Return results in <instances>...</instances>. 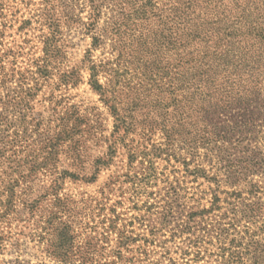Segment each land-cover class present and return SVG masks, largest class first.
Returning <instances> with one entry per match:
<instances>
[{
  "label": "rangeland",
  "instance_id": "1",
  "mask_svg": "<svg viewBox=\"0 0 264 264\" xmlns=\"http://www.w3.org/2000/svg\"><path fill=\"white\" fill-rule=\"evenodd\" d=\"M46 1L61 11L62 49L52 80L35 98H24L17 135L6 138L5 156L19 162L22 177L14 198L18 214L0 218V264H55L51 252L62 234L70 246L68 264H217L220 247L230 256L242 246V229L264 216L263 168L248 165L252 156L258 161L254 146L264 150L263 111L252 114L242 132L233 129L241 116L221 128L223 150L211 168L201 155L176 151L167 157L157 150L162 138L152 108L166 93L122 92L119 106L135 124L127 133L117 129L83 67L90 36L83 25L64 23L60 1ZM62 1L87 20V8L79 11L82 1ZM41 2L0 0V49L19 53L18 69L42 54L40 36L48 28L39 21ZM103 56L108 53L101 49L91 53L96 60ZM72 67L79 73L61 84L58 73ZM50 148L47 169L28 175L27 164ZM198 164L204 175L193 173ZM253 203L261 209L250 218ZM64 225L72 233L62 231Z\"/></svg>",
  "mask_w": 264,
  "mask_h": 264
},
{
  "label": "trees",
  "instance_id": "2",
  "mask_svg": "<svg viewBox=\"0 0 264 264\" xmlns=\"http://www.w3.org/2000/svg\"><path fill=\"white\" fill-rule=\"evenodd\" d=\"M58 1L64 23L83 25L90 36L83 67L91 90L111 111L117 129L127 133L135 124L119 106L122 92L164 91L167 98L152 107L162 138L157 150L167 157L176 151L192 158L201 155V163L211 168L212 158L223 150L226 133L221 128L241 116L233 129L242 132L249 117L261 110L264 120V0H77L82 1L80 12L88 10L86 21L73 13V5ZM41 4L39 21L48 28L40 36L42 54L18 69L14 61L19 53L0 49V218L18 214L14 198L22 177L19 162L5 156L6 138L17 135L24 98H35L52 80L62 49L61 11H52L50 1ZM96 49L108 56L91 58ZM78 69L59 72L60 83L70 81ZM251 152L258 161L252 156L248 165L262 167L264 173V150L254 146ZM52 153L50 148L44 158L28 163V175L46 170ZM6 162L8 173L3 168ZM242 169L245 173L247 168ZM205 171L198 164L193 173ZM260 209L258 203L250 205L249 217L257 216ZM261 219L254 227L242 229V246L230 256L220 247L217 264H264V216ZM63 230L74 229L64 225ZM61 237L51 256L58 259L55 264H68L70 246L63 240L65 235Z\"/></svg>",
  "mask_w": 264,
  "mask_h": 264
}]
</instances>
